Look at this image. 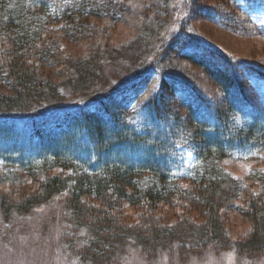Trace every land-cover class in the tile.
<instances>
[{
  "label": "trees",
  "instance_id": "1",
  "mask_svg": "<svg viewBox=\"0 0 264 264\" xmlns=\"http://www.w3.org/2000/svg\"><path fill=\"white\" fill-rule=\"evenodd\" d=\"M178 1L147 6L133 55L94 45L69 56L54 27L78 39L96 33L91 17L119 21L134 11L119 0H0V184L40 182L18 202L0 195L4 220L67 194L70 221L88 230L78 253L95 264L112 263L131 243L158 253L177 243L264 253V169L241 179L222 163L264 152V68L200 40L186 20L197 12L246 32L249 23L264 37V0H229L235 10L191 0L173 29L168 16ZM130 59L129 70L105 68ZM182 61L219 87L221 101ZM58 66L61 77L51 71ZM174 197L201 204L204 220L140 228L113 215L124 203L155 210ZM229 210L252 221L242 241L226 228Z\"/></svg>",
  "mask_w": 264,
  "mask_h": 264
},
{
  "label": "rangeland",
  "instance_id": "2",
  "mask_svg": "<svg viewBox=\"0 0 264 264\" xmlns=\"http://www.w3.org/2000/svg\"><path fill=\"white\" fill-rule=\"evenodd\" d=\"M132 11L126 18L112 21L108 18L91 17L92 34H82L78 39L67 35V31H60V27H54L50 34L63 40V48L66 55L77 56L86 54L93 49L94 45H103L107 51L120 50L126 56L133 55L135 45L132 41L141 30L145 9L155 0H119ZM191 0H179L175 12L168 16L172 28L185 14ZM208 6L234 9L229 0H204ZM225 10V9H224ZM235 10V9H234ZM190 11V10H189ZM193 11V10H192ZM173 15V16H172ZM188 20V30L200 40L217 47L224 52L234 55L239 59L250 60L264 68V37L258 35L249 23H243L248 31H233L217 25L207 19L192 13ZM243 28V29H244ZM174 29V28H173ZM171 30V32L173 31ZM122 56V55H121ZM130 58V57H128ZM135 60L130 59L122 62H107L105 68L111 69L133 68ZM183 68L197 78L214 99L221 101V91L200 69L186 62H181ZM63 68L52 69L54 76H62ZM112 77H116L112 75ZM72 94H67V98ZM239 105L241 102L236 101ZM245 108V107H244ZM36 143V142H34ZM223 165L234 176L245 179L254 168L264 169V152L259 158L241 159L228 157L222 160ZM60 170H57V172ZM0 173L2 169L0 167ZM185 186L189 181L182 182ZM40 182L38 179L26 177L18 182L0 184V195H6L13 202H18L33 193L39 192ZM68 195L54 196L27 213H18L12 220H4L0 206V264H95L85 260L78 249L83 244L80 235L88 233L87 228L75 227L70 220V210L67 204ZM99 207H104L97 204ZM109 211V210H108ZM118 223L125 226H138L149 228L150 223L175 224L186 217L191 220L203 221L205 218L204 208L201 204L179 197L170 198L159 208L153 210L147 205L136 206L124 203L114 210ZM90 214L88 218H92ZM252 221L239 211L229 210L226 212L225 225L232 240L242 241L252 226ZM155 224V223H154ZM153 226V225H151ZM75 245V246H74ZM106 264V263H98ZM110 264H264V253L238 254L230 247H215L213 244L199 247H184L175 245L167 252L158 253L155 250L148 251L131 243L127 251Z\"/></svg>",
  "mask_w": 264,
  "mask_h": 264
}]
</instances>
